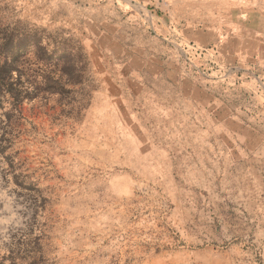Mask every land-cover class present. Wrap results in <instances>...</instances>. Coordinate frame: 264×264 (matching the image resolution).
Masks as SVG:
<instances>
[{"label": "rangeland", "instance_id": "rangeland-1", "mask_svg": "<svg viewBox=\"0 0 264 264\" xmlns=\"http://www.w3.org/2000/svg\"><path fill=\"white\" fill-rule=\"evenodd\" d=\"M0 264H264V0H0Z\"/></svg>", "mask_w": 264, "mask_h": 264}]
</instances>
